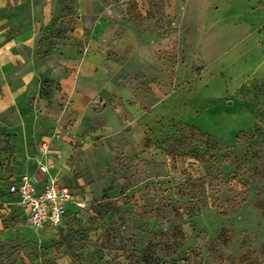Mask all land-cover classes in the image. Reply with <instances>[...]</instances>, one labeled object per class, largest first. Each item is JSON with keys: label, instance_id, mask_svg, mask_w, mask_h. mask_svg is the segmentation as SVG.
Returning a JSON list of instances; mask_svg holds the SVG:
<instances>
[{"label": "rangeland", "instance_id": "rangeland-1", "mask_svg": "<svg viewBox=\"0 0 264 264\" xmlns=\"http://www.w3.org/2000/svg\"><path fill=\"white\" fill-rule=\"evenodd\" d=\"M5 1L43 20L42 49L77 60L69 72L83 77L77 92L42 81L39 115L53 123L30 160L73 193L65 230H33L10 202L0 264H264V80L250 74L260 53L203 72L248 30L264 54V0ZM181 88L197 94L186 101ZM221 110L225 120L199 124L227 139L175 117ZM3 147L0 197L26 172Z\"/></svg>", "mask_w": 264, "mask_h": 264}, {"label": "crops", "instance_id": "crops-1", "mask_svg": "<svg viewBox=\"0 0 264 264\" xmlns=\"http://www.w3.org/2000/svg\"><path fill=\"white\" fill-rule=\"evenodd\" d=\"M15 6L7 7L6 1L0 0V147L4 146L3 139H6L8 149L4 151H9L13 155L8 164L13 167V170L25 168V171L31 173L38 185L41 186L47 176L40 170L33 172L36 163L30 160L36 155L34 154L37 148L36 139L39 137L46 139L48 136L45 133L49 130V125L53 123L47 115L45 118L39 115L44 112L43 106L48 100L45 94H40L41 83L49 77L58 81L63 90L77 92L81 89L80 81L83 76L80 73L69 72L73 66L77 67V60L75 62L61 51L47 52L46 49H42L39 44L41 37L38 32L44 27L43 20L41 22L33 18L28 21L22 20L23 10H20L19 5ZM200 49L203 51L201 47ZM210 49L212 50L211 47ZM256 50L260 53V58L250 74L264 80V54L259 40L249 30L221 53L208 58L204 63L203 72L210 73L212 71L218 76L223 75L236 62L241 65L247 63ZM180 94H186L187 101V98L192 99L197 93L193 90L186 92L181 88L176 91L175 95ZM186 101L181 105L187 103ZM235 114L248 118L249 123L252 121V115L248 112L239 111ZM144 117H146V113H141L138 120H142ZM175 117L179 122L193 124L200 131L214 133L215 136L222 139H227L231 133L224 128H220L221 133H215L199 124L201 119L220 123L227 117L223 110L218 114H190L189 117H181V114H176ZM16 176H18L16 173L14 175L12 173L9 180ZM10 202L16 204L14 200L5 201L0 198V214L8 209L7 205ZM70 205L72 204H68V208ZM22 211L24 212L23 209ZM1 219L0 217V233L3 231ZM5 232L2 234L4 235Z\"/></svg>", "mask_w": 264, "mask_h": 264}, {"label": "built area", "instance_id": "built-area-1", "mask_svg": "<svg viewBox=\"0 0 264 264\" xmlns=\"http://www.w3.org/2000/svg\"><path fill=\"white\" fill-rule=\"evenodd\" d=\"M41 171L47 173V168L41 166ZM7 189L24 210L26 221L33 230H65L68 204L74 200L67 186L50 176L39 186L33 175L25 172L11 178Z\"/></svg>", "mask_w": 264, "mask_h": 264}, {"label": "trees", "instance_id": "trees-1", "mask_svg": "<svg viewBox=\"0 0 264 264\" xmlns=\"http://www.w3.org/2000/svg\"><path fill=\"white\" fill-rule=\"evenodd\" d=\"M184 126L189 127V128H192V129L194 128V127H191V126H188V125H184ZM181 127H182V123L177 124V126H176V130H177V131L180 130ZM6 189H7V186H6ZM7 190H8V189H7ZM7 190L5 191L4 197L1 196L0 198L3 199V200H5V201H10V200L13 201L14 198H12V196H11L10 194H8Z\"/></svg>", "mask_w": 264, "mask_h": 264}]
</instances>
